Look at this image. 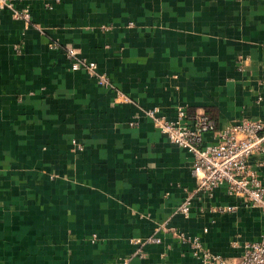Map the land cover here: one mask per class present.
I'll return each mask as SVG.
<instances>
[{
	"label": "crops",
	"instance_id": "obj_1",
	"mask_svg": "<svg viewBox=\"0 0 264 264\" xmlns=\"http://www.w3.org/2000/svg\"><path fill=\"white\" fill-rule=\"evenodd\" d=\"M12 2L31 24L0 10V264H200L192 239L235 261L259 239L262 211L197 192L191 156L143 113L206 112L205 145L264 125V0ZM247 165L264 188V156Z\"/></svg>",
	"mask_w": 264,
	"mask_h": 264
},
{
	"label": "built area",
	"instance_id": "obj_2",
	"mask_svg": "<svg viewBox=\"0 0 264 264\" xmlns=\"http://www.w3.org/2000/svg\"><path fill=\"white\" fill-rule=\"evenodd\" d=\"M12 1L0 0V10L9 11L12 17L24 25L31 24L28 10L15 9ZM49 48L55 49V45L49 44ZM64 55L69 60L70 70L75 71L83 67L82 69L89 75L94 76V65L77 63L72 49H66ZM96 78L98 85H106L102 76ZM127 101L126 97H122V102L127 103ZM143 115L169 143L191 156L190 175L196 182L197 192H209L223 186L228 194L241 198L246 207L257 208L264 215V188L259 183L256 173L247 165V160L252 155L264 156L263 124L252 120H240L230 125L220 135L218 143L205 145L202 144V136L213 134L215 123L202 113L187 118L184 125L157 117L154 110H147ZM184 117L179 111L177 118L184 119ZM189 204L190 198H184L176 212L187 215ZM176 238L182 240L183 236L179 234ZM149 240L158 243L156 239ZM188 244L191 256L197 258L200 264H264V231L256 242L243 246L240 256L235 261H227L220 256L206 253L197 239L190 240Z\"/></svg>",
	"mask_w": 264,
	"mask_h": 264
},
{
	"label": "trees",
	"instance_id": "obj_3",
	"mask_svg": "<svg viewBox=\"0 0 264 264\" xmlns=\"http://www.w3.org/2000/svg\"><path fill=\"white\" fill-rule=\"evenodd\" d=\"M203 115H205V116H207L209 119H211V120H213L214 121V119L212 118V117H210L206 112H204V113H202ZM215 122V121H214Z\"/></svg>",
	"mask_w": 264,
	"mask_h": 264
},
{
	"label": "rangeland",
	"instance_id": "obj_4",
	"mask_svg": "<svg viewBox=\"0 0 264 264\" xmlns=\"http://www.w3.org/2000/svg\"><path fill=\"white\" fill-rule=\"evenodd\" d=\"M238 259V258H237ZM237 259H235V260H237Z\"/></svg>",
	"mask_w": 264,
	"mask_h": 264
}]
</instances>
